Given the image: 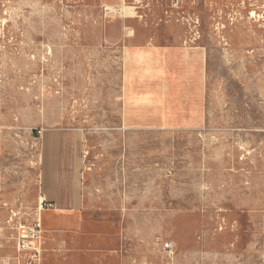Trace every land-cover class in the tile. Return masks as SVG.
<instances>
[{"label": "rangeland", "instance_id": "obj_1", "mask_svg": "<svg viewBox=\"0 0 264 264\" xmlns=\"http://www.w3.org/2000/svg\"><path fill=\"white\" fill-rule=\"evenodd\" d=\"M142 36L203 48L201 130L123 122ZM50 131L75 134L77 208L41 212L40 264H264V0H0L4 264Z\"/></svg>", "mask_w": 264, "mask_h": 264}, {"label": "crops", "instance_id": "obj_2", "mask_svg": "<svg viewBox=\"0 0 264 264\" xmlns=\"http://www.w3.org/2000/svg\"><path fill=\"white\" fill-rule=\"evenodd\" d=\"M128 41L129 66L121 79L123 122L131 130L197 131L203 126L205 54L201 47ZM75 134L50 131L39 144L38 216L73 214L76 200ZM41 200L44 204L40 206Z\"/></svg>", "mask_w": 264, "mask_h": 264}, {"label": "built area", "instance_id": "obj_3", "mask_svg": "<svg viewBox=\"0 0 264 264\" xmlns=\"http://www.w3.org/2000/svg\"><path fill=\"white\" fill-rule=\"evenodd\" d=\"M42 204H44V200H41L40 206ZM39 228L40 224L37 220L31 231L28 232L25 229H21L15 243L16 261L18 264H40V252L38 247H36L39 242ZM0 264L4 263L0 260Z\"/></svg>", "mask_w": 264, "mask_h": 264}, {"label": "bare ground", "instance_id": "obj_4", "mask_svg": "<svg viewBox=\"0 0 264 264\" xmlns=\"http://www.w3.org/2000/svg\"><path fill=\"white\" fill-rule=\"evenodd\" d=\"M37 216H38V213H37Z\"/></svg>", "mask_w": 264, "mask_h": 264}]
</instances>
